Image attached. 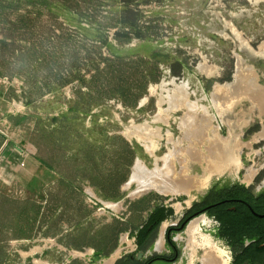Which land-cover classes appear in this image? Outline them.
Masks as SVG:
<instances>
[{"label":"rangeland","instance_id":"obj_1","mask_svg":"<svg viewBox=\"0 0 264 264\" xmlns=\"http://www.w3.org/2000/svg\"><path fill=\"white\" fill-rule=\"evenodd\" d=\"M258 90L264 0H0V264L169 254L164 228L210 186L264 181ZM214 133L237 172H208ZM248 168L256 174L246 180ZM165 171L196 184L159 192ZM155 206L166 219L137 248ZM206 218L201 231L232 264L227 232L215 238ZM172 236L171 264H201L184 229ZM97 249L107 253L93 260Z\"/></svg>","mask_w":264,"mask_h":264},{"label":"flooded vegetation","instance_id":"obj_2","mask_svg":"<svg viewBox=\"0 0 264 264\" xmlns=\"http://www.w3.org/2000/svg\"><path fill=\"white\" fill-rule=\"evenodd\" d=\"M255 174L256 170L251 175V178L254 177ZM167 211V208L155 206L153 220L149 223L147 230L145 232L141 231L144 227L143 225L135 234L137 248H139L138 242H146L161 213H163L165 217L160 222L166 219ZM206 217H210L216 222L217 233L214 235L215 238L222 236L223 231L227 232L229 246L233 249L232 264H234L235 253L242 252L244 249L253 253L262 252L263 256L261 261H256L255 257L251 256L247 259V262L242 264H260L264 260L263 181L261 186L257 189H251L240 183L213 184L206 191L204 196L193 201L176 222L169 224L166 228L165 245L167 247L166 251L169 254L156 255L146 259L137 257L133 259V257H130V264L173 263L178 254V245L175 243L176 240H173L174 237L172 234L180 232L183 229L186 233L189 224L197 219L198 224L195 239L199 240L201 236H205L215 249L222 252L225 260L224 264H227L228 258L225 251H223L209 235L204 234L200 229L201 224L209 222ZM187 223L188 225L186 226ZM199 262L203 264L200 258Z\"/></svg>","mask_w":264,"mask_h":264},{"label":"bare ground","instance_id":"obj_3","mask_svg":"<svg viewBox=\"0 0 264 264\" xmlns=\"http://www.w3.org/2000/svg\"><path fill=\"white\" fill-rule=\"evenodd\" d=\"M254 95L259 100L260 99L263 100V101L260 100L261 103L264 102V91H259V90L257 92L255 91ZM183 107H185V106H183ZM186 108H187V105H186ZM261 108L264 111V103H262ZM190 109L193 110L192 108H190ZM187 118H189V117H187ZM258 137L264 138V127L258 133ZM229 148H230V145H229V143L226 142V140L224 141V140L220 139L219 137H217L215 135V133H214V135H212V138L210 141V146L208 148V155L211 157H214L216 159V161L212 163L211 169L210 168L208 169V170H210V171H208L209 173H215V172L218 173V172H223V171H229V172H234V173L237 172V170L240 168L241 165L239 163L237 155L235 156V154H233ZM263 150H264V147H263ZM139 168H141L140 163L137 164L134 169L137 170ZM254 171L255 170L252 168L246 169L244 179L248 180L249 178H251V175L254 173ZM134 175L135 174H133L132 178H134ZM158 181H161V183L165 184V187L160 186L157 188L159 190V192L161 191L163 193L187 192L189 189H191L196 184V182L193 181L192 178H190L189 176H186V175H181L179 177H175L174 179L170 178L169 171H165V174H163L162 180L160 179ZM157 185H156V183H149V184L145 185L144 188H149V187L152 188L153 186L157 187ZM197 224H198V219L192 221L189 224L188 229H187V236H188L187 242H188V246L191 248L192 252L194 253L195 247L202 249L203 253L200 257V260L203 262V264H224L225 260H224L222 252L215 249L209 243L208 239L205 236H201L199 240L195 239V236L197 233L196 232L197 231L196 230ZM164 227H165V224L163 225V228ZM175 238H177V237H175ZM161 248H162V234L159 236V238L157 239V241L155 243V250H160ZM117 253L118 252L116 251V253H114L108 260L104 261L103 264H111L112 261L116 258Z\"/></svg>","mask_w":264,"mask_h":264},{"label":"trees","instance_id":"obj_4","mask_svg":"<svg viewBox=\"0 0 264 264\" xmlns=\"http://www.w3.org/2000/svg\"><path fill=\"white\" fill-rule=\"evenodd\" d=\"M65 1H67V0H65ZM133 14H134V12H132L131 10H129V9H125V10H123V12H122V17L124 18V17H126V16H128V15H129V16H133ZM134 21H135V17H132L130 22L134 23ZM128 24H129V23H128ZM173 67H174V65H173ZM173 67H172V70H173L174 73H176V69L173 68ZM28 202H30V201H28ZM31 203H32L34 206H36V210H35L36 212H35V215H37V214H38V209H37V208H39V207L36 205V202H33V201H32ZM164 217H165V215H164L163 213H161V215L159 216V218L156 220L154 227H156L157 224H158V223H159ZM152 220H153V213H151V215H150L149 218L147 219V221H146L144 227L141 229V231H144V232H145V231L147 230V227H148L149 223L152 222ZM139 241H140V240H139ZM138 245H139V248H142V247H143V243L138 242ZM113 246H114V244L112 245V247H113ZM106 253H107V252H106ZM106 253H103L102 250L97 249V250L94 252L93 260L96 259V258H99L101 255H104V254H106ZM262 254H263L262 252L253 253V252H251V251H249V250H247V249H244L242 252L235 253V256H234V264H242V263H244V262H247V259H248L249 257H251V256H254L256 261H261L262 256H263Z\"/></svg>","mask_w":264,"mask_h":264},{"label":"crops","instance_id":"obj_5","mask_svg":"<svg viewBox=\"0 0 264 264\" xmlns=\"http://www.w3.org/2000/svg\"><path fill=\"white\" fill-rule=\"evenodd\" d=\"M19 153L21 152L20 150H17ZM22 153V152H21ZM23 155V156H22ZM29 154L28 153H24L23 152V154H21V156L24 158L23 159V162H21V163H24V160H25V158L28 156ZM33 155V154H32ZM20 166H21V164H20Z\"/></svg>","mask_w":264,"mask_h":264},{"label":"water","instance_id":"obj_6","mask_svg":"<svg viewBox=\"0 0 264 264\" xmlns=\"http://www.w3.org/2000/svg\"><path fill=\"white\" fill-rule=\"evenodd\" d=\"M193 220V219H192ZM191 221V220H190ZM189 221V222H190ZM188 222V223H189ZM188 223L186 224V226L188 225ZM186 228V227H185ZM166 231V228L164 229V231H163V234H164V232ZM173 240H175V238H173ZM153 249L155 250V247H153ZM143 253L142 252H139V254H138V257H140L141 255H142Z\"/></svg>","mask_w":264,"mask_h":264}]
</instances>
